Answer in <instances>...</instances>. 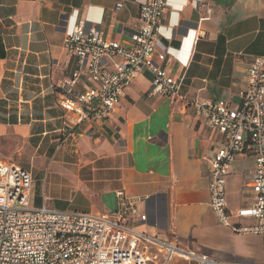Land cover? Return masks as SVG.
I'll use <instances>...</instances> for the list:
<instances>
[{
  "label": "crops",
  "instance_id": "1",
  "mask_svg": "<svg viewBox=\"0 0 264 264\" xmlns=\"http://www.w3.org/2000/svg\"><path fill=\"white\" fill-rule=\"evenodd\" d=\"M170 3L164 22L173 26V37L164 43L179 49L183 37L196 31L187 66L170 56L162 63L180 83V93L237 103L251 62L264 57V0ZM71 13L73 20L76 14L83 21L98 19L109 38L128 43L140 4L0 0V160L31 173L33 207L113 214L122 191L139 214L147 215L146 221L132 218L137 229L217 263L264 264V236L233 233L209 204V156L223 144V135L191 106L152 94L150 72L126 89L102 123L65 124L59 83L81 71L76 90L93 85L64 47V19ZM254 169L255 158L246 153L232 163L226 187L231 222L256 223L238 217L252 204ZM171 264L202 263L179 256Z\"/></svg>",
  "mask_w": 264,
  "mask_h": 264
},
{
  "label": "built area",
  "instance_id": "2",
  "mask_svg": "<svg viewBox=\"0 0 264 264\" xmlns=\"http://www.w3.org/2000/svg\"><path fill=\"white\" fill-rule=\"evenodd\" d=\"M137 1V28L128 43L109 38L98 19L83 21L76 14L73 20L74 13L64 19V47L79 59L93 83L77 91L81 71L59 83L58 104L65 111V124L102 123L115 112L126 89L144 72H150L152 94L191 106L224 137L223 144L209 156V204L219 223L238 235L264 236V57L251 62L237 103L182 94L180 83L162 63L170 56L187 66L196 31L190 30L183 37L179 49L166 45L164 40L173 37V26L164 22L171 0ZM183 6L172 13L178 14ZM242 153L254 156L255 169L252 204L240 210L238 217L255 219L252 225L231 222L228 212L227 177ZM32 185L29 171L14 161L0 160V264H171L179 256L202 264H222L132 226L133 217L146 221L147 215L139 214L122 191L117 193L115 213L96 214L35 208Z\"/></svg>",
  "mask_w": 264,
  "mask_h": 264
},
{
  "label": "water",
  "instance_id": "3",
  "mask_svg": "<svg viewBox=\"0 0 264 264\" xmlns=\"http://www.w3.org/2000/svg\"><path fill=\"white\" fill-rule=\"evenodd\" d=\"M65 25V24H64Z\"/></svg>",
  "mask_w": 264,
  "mask_h": 264
}]
</instances>
